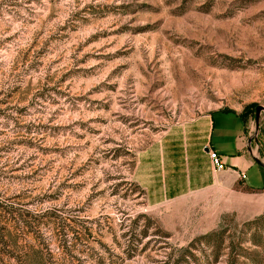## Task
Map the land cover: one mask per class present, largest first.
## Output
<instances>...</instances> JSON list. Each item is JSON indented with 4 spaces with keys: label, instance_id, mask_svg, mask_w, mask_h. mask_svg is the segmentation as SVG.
<instances>
[{
    "label": "rangeland",
    "instance_id": "1",
    "mask_svg": "<svg viewBox=\"0 0 264 264\" xmlns=\"http://www.w3.org/2000/svg\"><path fill=\"white\" fill-rule=\"evenodd\" d=\"M251 105L260 167L264 0H0V203L65 225L4 216L0 264H264L261 181L185 156Z\"/></svg>",
    "mask_w": 264,
    "mask_h": 264
},
{
    "label": "crops",
    "instance_id": "2",
    "mask_svg": "<svg viewBox=\"0 0 264 264\" xmlns=\"http://www.w3.org/2000/svg\"><path fill=\"white\" fill-rule=\"evenodd\" d=\"M207 119L208 128L203 136V145L198 148L196 146L185 148L186 155H184L187 161L189 158L193 163L191 168L192 186L194 184V188H200V186L208 185L209 180H205V171L202 173L198 163H201L204 158L208 159L207 152L210 149L219 154L227 169L239 176L245 174V180L248 179L249 171L254 172L255 182L261 181V187L257 188L246 183L248 187L264 189V168L258 167L252 162V153L248 147L245 130L247 123L240 117V113L237 111H215ZM200 133L202 132L200 131Z\"/></svg>",
    "mask_w": 264,
    "mask_h": 264
},
{
    "label": "trees",
    "instance_id": "3",
    "mask_svg": "<svg viewBox=\"0 0 264 264\" xmlns=\"http://www.w3.org/2000/svg\"><path fill=\"white\" fill-rule=\"evenodd\" d=\"M254 106H248L241 114L240 117L243 120H246L250 112L253 110ZM4 216L9 217V219L13 218L14 216L19 219V227L24 229L28 234L32 233V229L34 225L38 224H48L47 222H44L43 220L49 221L53 220L56 222L57 230H64L65 225L64 223L57 221L58 217L51 211H45V212H35L30 213L26 210H22L21 208L16 209L10 206H4L0 203V223L1 219L4 218ZM3 228L0 226V233ZM60 232V231H59Z\"/></svg>",
    "mask_w": 264,
    "mask_h": 264
},
{
    "label": "built area",
    "instance_id": "4",
    "mask_svg": "<svg viewBox=\"0 0 264 264\" xmlns=\"http://www.w3.org/2000/svg\"><path fill=\"white\" fill-rule=\"evenodd\" d=\"M207 155H208V159L210 161L211 168H212L213 172L221 173L227 169L222 158L219 156V154L216 151L209 149L207 152ZM240 177H241V179L246 178L245 174H240Z\"/></svg>",
    "mask_w": 264,
    "mask_h": 264
},
{
    "label": "water",
    "instance_id": "5",
    "mask_svg": "<svg viewBox=\"0 0 264 264\" xmlns=\"http://www.w3.org/2000/svg\"><path fill=\"white\" fill-rule=\"evenodd\" d=\"M262 112H264V106H257L256 108H255V125H256V127L258 126V122H259V115H260V113H262ZM255 161H256V163L260 166V167H262V168H264V163L263 162H261L260 160H258V159H255Z\"/></svg>",
    "mask_w": 264,
    "mask_h": 264
}]
</instances>
